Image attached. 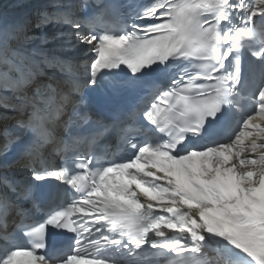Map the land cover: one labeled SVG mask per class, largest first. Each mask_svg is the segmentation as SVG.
I'll return each instance as SVG.
<instances>
[{
    "label": "snow or ice",
    "instance_id": "6c2138e0",
    "mask_svg": "<svg viewBox=\"0 0 264 264\" xmlns=\"http://www.w3.org/2000/svg\"><path fill=\"white\" fill-rule=\"evenodd\" d=\"M131 9L47 0L0 27V264H264V0ZM97 89L150 93L154 128L101 116Z\"/></svg>",
    "mask_w": 264,
    "mask_h": 264
},
{
    "label": "bare ground",
    "instance_id": "6f19581e",
    "mask_svg": "<svg viewBox=\"0 0 264 264\" xmlns=\"http://www.w3.org/2000/svg\"><path fill=\"white\" fill-rule=\"evenodd\" d=\"M46 3H47V0H0V8L4 9L6 12H9V13L14 12L16 10L26 11L24 15H27L33 10H35L37 7L44 6ZM62 31L65 35H68L70 33L69 28H63ZM32 46L34 47L35 44H33ZM79 48L81 47L77 46L76 49H79ZM245 153L251 154L250 152H247V151Z\"/></svg>",
    "mask_w": 264,
    "mask_h": 264
}]
</instances>
